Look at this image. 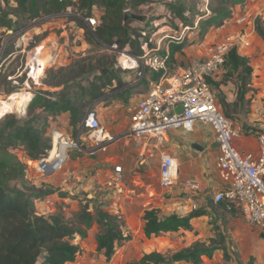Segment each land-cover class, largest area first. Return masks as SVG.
I'll use <instances>...</instances> for the list:
<instances>
[{"label":"built area","instance_id":"built-area-1","mask_svg":"<svg viewBox=\"0 0 264 264\" xmlns=\"http://www.w3.org/2000/svg\"><path fill=\"white\" fill-rule=\"evenodd\" d=\"M127 10L130 9L125 8L123 12ZM37 15L40 16L21 25L12 24L3 40L4 45L20 37L21 42L15 44L22 47L19 51L24 52L26 49L29 55L23 69L32 79L40 74L36 75L39 68L38 59L43 63L47 58H50L49 61L59 62L58 56L52 57L51 54V48L57 45L55 33L52 34L51 41L42 38L34 45L28 44L25 36L30 35L29 31L34 28L36 22L49 18L60 21L56 22L57 24L62 22L59 27L62 28L60 31L64 38L63 45L70 40L66 35L68 26L79 31L74 39L79 42L83 41L81 33L84 31L96 37L95 31L98 26V17L94 11L86 14L77 10L74 5L66 6L56 13L39 12ZM14 20L12 18L11 22L14 23ZM258 20L264 23V0H245L243 3L230 6L228 17L219 26L224 28V33L217 31L210 38L207 35L204 40L194 45L195 54L181 61L176 58L167 61V56L162 51L165 50L167 53L168 49L161 45L162 39L157 40L153 47H141V53L129 52L126 47L128 45L122 50H117L116 44L109 46L102 43L120 53L117 67L130 73L126 76H130L129 79L123 80L127 83L122 82V86L111 92L122 90L124 86L126 88L134 86L133 95L140 93L135 99H132L133 96L130 97L126 105L129 120L123 136L137 143L139 155L157 159L158 186L166 190L179 184L178 163L168 149L169 133L177 130L191 132L196 123L205 125L211 129L218 151L215 167L219 187L211 195V201L222 203L227 211L240 213L247 223L264 228V129L254 131L258 145L257 154L243 152L237 148L235 139L240 132L217 105L212 87V81L223 73L227 55L231 50L244 57L250 54ZM78 22L81 23L80 26ZM197 24L195 22L191 28L184 26L179 35L169 37L171 39L169 42L183 40L188 30L196 28ZM34 56L38 59H34ZM157 72H161L159 78L153 79L152 75ZM109 94L104 93L94 99L86 108L74 127V135L67 131H53L50 147L45 149L46 156L38 160L26 159L34 162L38 173L47 176L62 170L70 157L69 153L73 151L80 153L77 159L93 157L99 152L106 151L115 137L104 132L96 105L103 102ZM178 106L182 108L180 114L176 112ZM137 171L136 168L126 173L121 163L114 162L108 166L93 168L84 178L78 180L76 173L69 169L66 171L63 184L77 181L80 183L77 188L88 184L86 190L89 191L94 190L96 185L99 190L106 192L107 204L102 205L121 217L120 201L123 199L132 203L134 199L142 196L140 189L136 188L139 184L130 179L131 175L139 174ZM180 186L189 192L191 211L208 205L209 197L202 194V186L198 179H184ZM74 190L68 191L74 193ZM54 194H46L36 200L37 214L53 213L57 200L61 205L58 209L68 213L70 198L68 196L58 198Z\"/></svg>","mask_w":264,"mask_h":264},{"label":"rangeland","instance_id":"rangeland-1","mask_svg":"<svg viewBox=\"0 0 264 264\" xmlns=\"http://www.w3.org/2000/svg\"><path fill=\"white\" fill-rule=\"evenodd\" d=\"M42 2L44 0H41ZM76 1V0H74ZM22 2V1H21ZM21 2L18 0H0V12L6 14L0 22V99L7 100L11 94L20 93L26 91L30 94L32 91H51L55 96L59 97H76L82 98L81 104L84 102V112L86 108L92 103L94 99H89V93L91 88V83L98 84L99 82L108 83L107 78H103L102 75H106L108 78L113 77L121 82L122 77H126L130 73L121 70L117 67V60L119 58V52L117 50H122L116 45V49L106 47L100 39L99 35L94 37L91 33L84 31L82 34L83 41L79 42L75 39L77 34V29L72 27L66 28V35L69 36L70 40L63 45V37L61 34L62 28L59 27L61 23L55 18L49 19H40L34 24V28L30 29L29 34L26 35L28 44L34 45L39 42V38H44L45 40H52L51 36L53 33L57 35V45L51 48L52 57L58 56L59 62L49 61L50 58H47L45 66L43 67L41 73L37 78L32 79L28 77L24 72V63L27 57L29 56L26 49L24 52H21L22 47L17 46L15 43L21 42L20 37L15 38L12 42H7L3 45V40L8 33V24L13 19H15L12 24H23L26 21H31L35 17L40 15H28L26 11L22 8ZM32 4V0L25 1L26 7ZM182 5L185 9L184 18L187 20H192L193 25L197 22V27L188 30L186 34V45L185 51L178 57V60H187L188 56L192 53L193 47L195 44L204 40V38L209 34L224 33V28L219 27V19L215 20V15L217 14L216 9L220 7V2L218 0H145L142 4L137 6L135 9H130L131 11L147 15L148 20L146 23H141L135 20H132L125 26L123 35L125 38H129L130 42L128 44L127 50L131 53H135L138 47H145V40L150 44L148 47H153L156 44V41L162 39L161 45L164 49H168L169 37L174 35L177 36L182 30L181 18L176 16L171 10L172 5ZM181 6V7H182ZM179 7V6H177ZM93 11L98 17V25L102 24V18L105 17L102 6L96 2L93 6ZM205 13V14H204ZM216 13V14H215ZM3 14V15H4ZM46 14V13H44ZM212 16V21L209 24L200 25L201 21H204L208 16ZM67 23V22H66ZM184 24V23H183ZM80 26L81 23L78 22ZM58 27V28H57ZM219 29V30H218ZM178 32L176 33V31ZM119 37V35L114 36V40ZM26 40V39H25ZM76 41V42H75ZM110 46V45H109ZM2 50V52H1ZM34 50V48H33ZM40 57V55H39ZM49 57V56H48ZM52 59V58H51ZM104 67V68H102ZM226 66H224L225 69ZM107 69L103 73L102 69ZM25 73V74H24ZM64 73H69L68 77L77 76V80L74 82H69L66 88L64 85L60 86H48L45 83L52 82L54 76L56 75H65ZM222 81H231L235 89L234 101L227 102L224 99V95L219 90V83ZM105 80V81H104ZM115 81V82H116ZM53 82H58L55 79ZM127 82H124L126 84ZM123 84V83H122ZM250 76L246 79L245 84H241L235 76H229L225 74L224 71L221 74L220 80L212 81V87L216 95V103L219 108L228 116L235 124H243L242 129H253L252 126L248 127L245 122H241V115L245 119L251 118L250 114L253 113L255 107L258 104L264 105V94H261V89H255L251 91L250 85ZM118 84L107 85L103 87L104 93L109 94L104 98V104H107V101L112 97L121 96L119 92L115 91L118 87ZM16 91V92H15ZM260 91V92H259ZM234 94V93H233ZM54 98V97H53ZM54 100V99H53ZM5 112L15 113L17 117H26V112L23 108L12 107L11 109L6 110ZM37 113V111H35ZM45 115H48L45 112ZM52 116V115H50ZM42 120L38 124L41 125L44 123V115L40 116ZM255 120H252L249 123H258L264 121V116L259 114L255 116ZM44 120V122H43ZM248 121V120H247ZM46 123V122H45ZM75 125L70 124L68 133L74 135ZM2 128V122H0V129ZM47 132L46 137L50 140L53 136V131H51L50 125L47 123ZM132 142V141H131ZM130 144V143H129ZM70 159L75 160L77 156H80V153L73 151L69 153ZM23 161V160H22ZM26 165V181L34 190L41 189L50 184L49 175L44 176L38 173L35 170L34 162L24 161ZM69 170V169H67ZM71 170V169H70ZM156 165L153 166V171H156ZM59 172V171H58ZM57 173V172H56ZM55 174V173H54ZM58 179H55L57 181ZM153 183L157 184V179L153 178ZM158 185V184H157ZM56 190V195L58 198H63V195L68 196L70 199L75 200L78 204V208L81 203L85 201L96 200L98 203L102 195L101 191L91 193V191L85 192V190H79L77 193H72L69 191H62L60 186L51 185ZM86 189L89 187L88 184L85 185ZM100 189V188H98ZM210 200V198H208ZM59 201H56V205L52 210L53 213H60L66 218L72 216L74 211L69 206L68 213L61 212ZM135 205V204H134ZM146 208H149L150 204L144 205ZM161 208H157L162 215L180 211L179 208L174 207V205H162ZM144 207L142 205L136 204L132 207L133 215L122 214L121 218L124 221L126 230L130 235V239L126 241L121 247H118L115 250L114 255L110 260H106L104 255L101 252L96 250L95 235L97 233V226L93 225L88 231L84 239L80 238L78 235H73V242L78 244L80 247V254L77 258L69 264H135L143 253L150 251H158L164 254H170L174 251L182 249L186 246L193 245L194 241L200 239H208L209 237H224L225 241H228V254L224 256L222 253L221 256L218 253H213L210 257H200L198 264H264V255L261 259L257 256H252L249 254L250 242L249 237H257L255 231L249 226L246 221L243 219L240 213L235 215H224L221 220L219 219H210L206 225L205 231H190L183 230L176 233H164L159 236H152L146 238L142 231V221L139 212L142 211ZM145 208V209H146ZM144 212V211H143ZM128 216V217H127ZM233 216V217H232ZM221 227H224L221 230ZM191 237H198L196 240H193ZM233 237H239L235 240ZM243 239H242V238ZM246 240V242H245ZM241 249L243 252H241ZM172 264H186L185 262H174ZM192 264V263H188Z\"/></svg>","mask_w":264,"mask_h":264},{"label":"trees","instance_id":"trees-1","mask_svg":"<svg viewBox=\"0 0 264 264\" xmlns=\"http://www.w3.org/2000/svg\"><path fill=\"white\" fill-rule=\"evenodd\" d=\"M18 1H22L21 6L28 15H37L39 12L56 13L69 5H74L77 10L91 14L94 4L98 2L106 16L102 18V24L97 26L95 33L106 45L116 44L121 49L130 42L128 37H124L123 31L125 26L132 21H123V10L125 8L135 9L145 0H44L43 2L32 0V4L28 7L25 5L27 0ZM244 1L218 0L220 7L216 9L217 14L215 13V20L220 21L218 25L220 26L228 17L230 6ZM177 6L172 5L171 10L182 19V27H193V21L183 17L185 13L183 6ZM3 14L0 12L1 23L6 15ZM212 19L210 15L201 21L200 25L209 24ZM10 26H12L11 21L8 24V27ZM256 33L264 39V25L260 20L256 24ZM115 35L119 37L114 40ZM145 42V47H148L150 43L147 40ZM187 47L185 36L181 41L169 42L168 52L165 53L163 50L162 53L167 56V61H170L175 59V54H182ZM141 52V47L135 51V53ZM225 65L233 72H237L238 81L242 85L245 84L251 73L246 57L231 50L227 55ZM160 73H154L153 79H158ZM64 74L54 76L52 82L45 84L54 87L64 85L66 88L70 81L75 83L77 80V76L70 78L69 73ZM102 77L107 78L108 83L99 82L96 85L91 83L90 100L102 96L104 94L102 88L107 85L112 87V84L117 83V86H122L120 80L116 81L115 78H108L106 75ZM55 79L58 82H53ZM83 96L84 94L80 99L56 97L51 91H32L30 97L22 105L26 112L25 118L17 117L12 112L0 113V122H2L0 129V264H69L80 254L79 245L72 240L73 235L84 238L93 225L97 226L96 250L101 252L106 260H110L115 250L130 239L122 218L113 214L109 208H105L101 202L97 203L96 200L91 199V201L81 203L79 209L74 211L69 218L60 213L39 215L36 212V200L56 190L44 187L34 190L26 181L27 170L24 161L27 158L38 160L46 156L45 149L50 147V140L46 137L45 127L47 125L45 122L38 124V113L35 111L40 110L52 116L68 112L70 124L76 125L84 113L85 103H80ZM208 204L214 209L212 201ZM204 212L203 209H199L185 215L175 212L162 215L156 208H147L142 214L144 222L142 231L146 238H150L167 232L189 229L191 219L203 215ZM214 242L213 239L211 245L195 242L189 247L170 254L158 251L145 252L135 264H172L182 260L198 264L202 255L212 256L217 247L213 245ZM223 251L226 256V250L223 249Z\"/></svg>","mask_w":264,"mask_h":264},{"label":"crops","instance_id":"crops-1","mask_svg":"<svg viewBox=\"0 0 264 264\" xmlns=\"http://www.w3.org/2000/svg\"><path fill=\"white\" fill-rule=\"evenodd\" d=\"M215 34L216 33H214L213 31V33H211L210 35L208 34V38L214 36ZM195 52L196 51L193 49L190 55L195 54ZM180 55L181 54H175V58L178 59ZM246 58L248 59V65L251 68V84H249L252 88L251 91L258 88L261 89V94H264V39L260 37L257 33H255V35L252 37V48L250 54ZM224 73L228 74L229 76L237 77V72H233L227 66L224 69ZM129 77H122V80H127L129 79ZM220 78L221 75L216 80L218 81L220 80ZM218 87V92H221L224 95L225 101H234L233 98L236 94L231 81H222L221 79V82L219 83ZM134 89V86L129 88H126L124 86L122 90L116 91L119 92L121 96H117V98L112 97L110 100L107 101V104H104L105 102H98L96 105V108L99 113L100 123L104 132L115 137V139L107 146L106 151L99 152L93 157H83L79 159H77L76 157L75 160H71L69 157L66 162V165L63 167L62 170H59V172L55 174L49 175L50 184L55 186H57L58 184L61 189L67 191L71 190L73 192V190L75 189L74 193H77L79 190H85V192H88L89 189L86 190V187L84 186H81L80 189L77 188L80 186V183H78L77 181H68L67 184H63V180L66 179L67 169L73 170L76 173V176H78V180H80L84 178L85 175L90 173L93 168L108 166L113 164L114 162H119L123 165V169L126 173H129L136 168L138 169L137 172L139 174L136 176L131 175L130 179L134 180V183L139 184L136 188L140 189V191L142 192V196L137 199H134L132 203L126 202L123 199L120 201V208L123 215L126 214L131 217L134 213L131 209L136 204L142 205L144 207L142 211L138 214L141 218L142 224L144 223L142 220V214L146 208L144 205L148 204H150L148 209L161 208L160 206L164 204L168 206L174 205V207L179 208L180 210L179 212L176 211L175 213L181 215L188 214L189 212H191L189 208V192L181 188L180 183L182 180L187 178L198 179L202 186V194H205L209 198L211 197L213 192H215V190L219 187V181L217 178V172L215 167V161L218 151L217 145L213 138V133L209 127L201 125L199 123H196L191 132L177 130L169 133L168 149L174 155L178 163L179 184L172 189L164 190L160 188L157 184L152 182L153 178L157 179V170L153 171V166L156 165L157 167V159H149L146 155H139L137 143L134 142L132 139L123 136V132L127 128L129 120V114L126 111V105L128 104L130 97L133 96L132 99H135L140 94L137 92L136 95H133ZM37 113L39 121L42 120L40 118L42 114L44 115L45 119L47 118L45 122L46 125L47 123L50 125L51 131L60 130L68 132L70 128V115L68 112L61 113L55 116L45 115V112H41L40 110H37ZM259 114H262L264 116V105L262 104H258L257 107L254 108L253 113L250 114L251 118L245 119V117L241 115L240 120L241 122H245L248 127L252 126V128L254 127L256 129H259L261 128V125H264V121L258 123H249V120L250 122L252 120H255V116ZM242 125L243 124H235V127L240 132L239 136L235 139L236 147L243 152H252L253 154H257L258 145L255 139V130L242 129ZM194 143L198 145V148H194L192 146V144ZM55 179L58 180L55 181ZM95 188H97L98 191L102 192L99 202L107 204V200L105 198L106 192L104 190H99V187L95 185L93 188L94 190H91L92 194L97 191ZM54 196H56V193L54 194ZM70 200V208L73 211H76L78 208V204H76L75 200ZM209 201H211V199ZM201 209L205 211L204 214L192 218L191 226L189 229H180L177 232L183 230L190 231L191 229L192 231H205V229L207 228L206 225L208 223V220L212 218H214L215 220H221L224 215L231 216L237 213L235 211H227L224 205L221 203H214V209L210 207L209 204ZM247 224L252 227L257 236L249 237V254L252 256H257L259 259H261L264 255V228L254 226L249 223ZM223 228L224 227H221V230H223ZM191 238L193 240H196L198 237ZM233 238L237 240L239 237ZM212 239L215 241L213 245L217 246L214 249L213 253H218L221 256L222 253L224 254V249L228 254L229 249L227 244L229 242L225 241L224 237H209L208 239L203 240L198 239L194 241V243L203 242L205 243V245H211ZM125 242H123V244ZM123 244H121L119 247H121ZM243 250L245 249H241V252H243ZM202 256L207 257L205 255ZM178 262H185L186 264L191 263L183 260Z\"/></svg>","mask_w":264,"mask_h":264},{"label":"bare ground","instance_id":"bare-ground-1","mask_svg":"<svg viewBox=\"0 0 264 264\" xmlns=\"http://www.w3.org/2000/svg\"><path fill=\"white\" fill-rule=\"evenodd\" d=\"M33 58L38 59L36 56H34ZM38 60H39V68L36 72V75L38 73H41L43 67L45 66V63H43L41 59ZM20 91H21L20 93L10 95L7 98V100L0 99V113L8 109H11L12 107L16 108V110L18 107L20 108L22 107L23 102H25L30 97V94L26 91H22V90Z\"/></svg>","mask_w":264,"mask_h":264},{"label":"water","instance_id":"water-1","mask_svg":"<svg viewBox=\"0 0 264 264\" xmlns=\"http://www.w3.org/2000/svg\"><path fill=\"white\" fill-rule=\"evenodd\" d=\"M128 20H135V21L144 23V22H146L148 20V16L147 15H142V14L135 13V12H133L131 10H127L123 14V21L126 22ZM105 70H107V69H103V73L105 72ZM176 112L178 114H180L182 112L181 106L176 107ZM261 128L264 129V125H261ZM192 146L194 148H198V145L196 143L192 144ZM44 188L45 189L55 190L53 187L48 186V185L45 186Z\"/></svg>","mask_w":264,"mask_h":264}]
</instances>
